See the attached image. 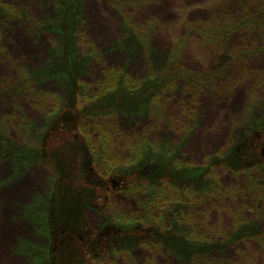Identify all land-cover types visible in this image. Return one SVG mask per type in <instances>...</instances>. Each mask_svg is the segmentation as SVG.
Returning <instances> with one entry per match:
<instances>
[{
  "label": "rangeland",
  "instance_id": "1",
  "mask_svg": "<svg viewBox=\"0 0 264 264\" xmlns=\"http://www.w3.org/2000/svg\"><path fill=\"white\" fill-rule=\"evenodd\" d=\"M252 119L264 0H0V264H264Z\"/></svg>",
  "mask_w": 264,
  "mask_h": 264
},
{
  "label": "trees",
  "instance_id": "2",
  "mask_svg": "<svg viewBox=\"0 0 264 264\" xmlns=\"http://www.w3.org/2000/svg\"><path fill=\"white\" fill-rule=\"evenodd\" d=\"M135 51H136V47L133 46L131 49V53H133ZM130 56H132V55L129 54L128 57L130 58ZM17 84L20 85V83H17ZM257 129H258V125L252 119V122L250 123V125L246 131L249 135L248 139H247V140H249L248 145L245 144L243 149H241L240 145H238V144L236 146H234L238 149V156H239L238 162H240V164H245L246 162H250V164H251V161H255V162H259V163L264 162V140H262L263 136H259ZM250 133H252V134H250ZM75 137L77 138V136H75ZM50 145H52V144H50ZM5 146L6 147H5V151L3 153V158L5 160L6 159H12L14 161V165H20L19 164L20 159L26 160V159L30 158V154H29L28 150H26L27 153H23V152L20 153V149L17 146H14L13 144L6 143ZM43 151H46V150L43 148ZM31 157H32V155H31ZM208 173H209V170H205V171H202L201 173H198V175L201 177H204ZM130 175L131 176L129 178L131 179V181L133 179L135 180V178H136V180L138 179L137 173L134 175L133 174H130ZM167 177H168L167 172H164L162 174V178L160 180L167 182L166 181ZM112 183H113L112 181L106 180V183L103 184V187L102 188L99 187V188L95 189V192L97 194L99 193V195H101V197H102L103 196L102 194H104L105 192H107L108 189H110V187L112 186ZM53 205H54V202L51 203L50 197H47L45 199H40L35 206L29 207L28 209L25 210V216L27 218H32V219L36 220L37 222H41V225L43 226L45 234H49V236L52 233V228H51V225L49 222V220H50L49 216H50L51 211L53 209ZM71 238H74V236ZM261 241L264 242L263 236H261ZM73 244L75 246H78L81 249L82 255H84L83 252H86L85 249L83 247L79 246L78 243H73ZM181 245L182 244L177 245L176 246L177 249L180 248ZM106 247H107V245H106ZM56 250H57V246H56V244H53L52 249L49 250L48 255L53 256L55 254ZM105 250L106 249L104 248V251ZM29 251H32V250H29ZM197 251H200V250H197ZM31 253L36 254V252H31ZM33 254H31V255H33ZM85 255H86V253H85ZM85 255H84V259H85ZM181 256L185 257V254L182 253V251L179 252V257H181ZM47 258H49V257L47 256Z\"/></svg>",
  "mask_w": 264,
  "mask_h": 264
}]
</instances>
